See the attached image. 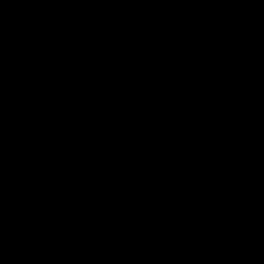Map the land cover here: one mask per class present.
Wrapping results in <instances>:
<instances>
[{
	"label": "trees",
	"instance_id": "obj_1",
	"mask_svg": "<svg viewBox=\"0 0 264 264\" xmlns=\"http://www.w3.org/2000/svg\"><path fill=\"white\" fill-rule=\"evenodd\" d=\"M12 2L19 13V28L15 24L14 28L22 36L21 48L31 59L43 89L53 74L59 75L58 97L63 104L54 111L55 116L38 113L27 120L16 158L0 155L10 188V193L0 198V236L9 229L16 233L21 225L14 210L28 211V205L17 207L18 193L11 194V186L25 167L36 161L42 145L48 141L56 147L75 141L88 150L100 149L101 143L105 144L98 140L100 130L108 140L105 145L113 151L129 148L133 156L159 155L160 159L150 162H161L174 180H160L165 189L154 211H149L148 205H122L107 225L110 235L97 246L91 264H117V257L124 253L132 255L134 264H264V258L256 259L251 250L243 252V259L237 255L246 245V225L264 216V142L229 150L203 86L196 88V106L183 126L187 149L179 137L163 132L154 119L164 98L163 82L155 71L177 61L186 45L193 55L219 47L204 1L109 0L116 42L102 81L104 89L79 100H74L68 73L75 48L55 41L66 1ZM246 23L258 33L249 41L255 53L246 62L264 75V0L250 10ZM188 156L197 173L218 172L220 192L229 199L224 212L204 199L206 208L199 214L189 219L179 215L184 195L196 188L192 169L185 167ZM192 234L196 237L184 252L178 239Z\"/></svg>",
	"mask_w": 264,
	"mask_h": 264
},
{
	"label": "crops",
	"instance_id": "obj_2",
	"mask_svg": "<svg viewBox=\"0 0 264 264\" xmlns=\"http://www.w3.org/2000/svg\"><path fill=\"white\" fill-rule=\"evenodd\" d=\"M12 1L0 0V155L7 159L18 156L19 141L30 117L63 104L58 97L59 75L53 74L43 89L31 59L21 48L22 36L14 28ZM65 1L55 41L59 46L75 48L68 73L74 100H79L104 89L102 81L116 42L115 22L109 13V0ZM203 1L219 47L199 55L185 52L187 61L171 83L175 100L172 98L178 119L185 126L196 106L195 90L203 86L225 145L229 150H244L264 142V75L227 43L234 31L249 41L258 35L246 18L262 0ZM90 43H99V48L92 50ZM8 193L10 188L0 166V198ZM117 264H134L132 255L121 254Z\"/></svg>",
	"mask_w": 264,
	"mask_h": 264
},
{
	"label": "rangeland",
	"instance_id": "obj_3",
	"mask_svg": "<svg viewBox=\"0 0 264 264\" xmlns=\"http://www.w3.org/2000/svg\"><path fill=\"white\" fill-rule=\"evenodd\" d=\"M171 83L169 90L173 97ZM60 105L51 109L48 116H55L54 111ZM168 114L156 109V122ZM98 132L100 143L108 144L102 132ZM51 143L47 141L42 145L36 161L26 166L11 186V194L18 193L17 207L28 205L29 212L14 210L17 220H22L21 225L16 233L9 229L0 236V264H43L48 239L59 219L57 233L60 231L61 234L55 244L52 263L91 264L97 246L103 237L110 235L107 225L122 205H148L151 207L148 210L154 211L156 201L165 189L160 180H174L171 171L161 162H150L157 157L160 159L155 153L142 157L138 153L133 156L129 148L113 151L104 143L100 149L92 147L89 150L86 146L76 145L75 141H66L56 147ZM194 181L196 188L186 192L185 205L178 209L185 219L206 208L205 195L211 197L209 203L218 208L224 196L220 192L219 179L211 172L197 173ZM74 203L79 205L73 214ZM246 229L245 239L258 243L259 249H253L252 253L259 255L261 250L264 251V216L250 222ZM195 237L192 234L178 239L177 243L188 252Z\"/></svg>",
	"mask_w": 264,
	"mask_h": 264
},
{
	"label": "built area",
	"instance_id": "obj_4",
	"mask_svg": "<svg viewBox=\"0 0 264 264\" xmlns=\"http://www.w3.org/2000/svg\"><path fill=\"white\" fill-rule=\"evenodd\" d=\"M11 9L13 12L12 15H13L14 24L16 25L17 28H19V25H18L19 13L13 9V5L11 6ZM76 11H77L76 9L73 10V12H76ZM248 41H249L248 39L241 38L237 34V32L234 31V32H231L229 34V42H228L227 46L232 47L235 51L242 53L244 60L248 61L249 59H251L254 56V53H255L253 46L249 45ZM89 46L92 50H96L99 48V43H90ZM189 50H190V46L186 45L180 51L179 58L177 59V61H175L171 65L170 68H160V69H157L155 71V72H157L158 78L160 80H162V82H163L164 98H163V101H162L159 108H160L161 112H168L169 113L167 116H165V118L162 121L156 122V123L160 125L163 132L169 133L171 135H176L177 137H179V139L181 140L182 144L184 145V147L186 149L188 148L189 142L185 138L183 126L181 125V123L178 119L174 100H173L171 93H170V90H169V84H165L164 78L173 79L174 77L177 76V73L180 70L181 65L187 61V58L184 57V54H185V52H187ZM48 110L44 109L45 112H48ZM155 120H156V118H155ZM185 167H190L193 171V177L194 178L197 177V171H196L194 162L192 161L190 156H188V161L185 163ZM212 174L216 178L219 177V174L216 171H213ZM204 198L207 199L208 201L211 199V197H209L207 195H205ZM221 198H222L221 203L218 206L224 212L225 208L227 206V203L229 202V199L225 195ZM247 227H248V224L246 225V228ZM237 255L243 259V251L241 249H238ZM255 258L258 260H261L264 258V254L259 253V255H255Z\"/></svg>",
	"mask_w": 264,
	"mask_h": 264
},
{
	"label": "water",
	"instance_id": "obj_5",
	"mask_svg": "<svg viewBox=\"0 0 264 264\" xmlns=\"http://www.w3.org/2000/svg\"><path fill=\"white\" fill-rule=\"evenodd\" d=\"M96 200V199H95ZM77 202H80V200L79 201H77ZM79 205V203H74L73 205H72V207L74 208L73 210V214L75 213V209L77 208V206ZM71 207V208H72ZM68 211V210H67ZM67 211H65L63 214L65 215V213L67 212ZM73 214H71V216L73 215ZM71 216H68V217H71ZM70 220V219H69ZM60 219H59V221H56L55 223H54V227H53V231H52V233H51V235H50V238L48 239V246H47V249H46V252H45V255H44V258H43V264H53L52 263V258H53V254H54V248H55V244L58 242V236L61 234V232L59 231V233H57V223H59L60 224ZM69 222V221H68ZM66 224V223H65ZM65 224H63V228L65 227L64 225Z\"/></svg>",
	"mask_w": 264,
	"mask_h": 264
},
{
	"label": "bare ground",
	"instance_id": "obj_6",
	"mask_svg": "<svg viewBox=\"0 0 264 264\" xmlns=\"http://www.w3.org/2000/svg\"><path fill=\"white\" fill-rule=\"evenodd\" d=\"M227 44H228V43H227ZM171 65H172V64H171ZM171 65H168V66H166V67H161V68H170ZM159 69H160V68H159ZM175 78H176V77H174L173 79L164 78V82H165V84H169L170 82L174 81ZM46 110H48V109L46 108ZM48 113H49V111H48ZM48 113H46V114H48ZM253 249H257V250H258V243H257L256 241H249V240H247V241H246V245H245L244 247L241 248V250H242L243 252H247V251H250V250L252 251ZM262 254H264V253H262Z\"/></svg>",
	"mask_w": 264,
	"mask_h": 264
}]
</instances>
